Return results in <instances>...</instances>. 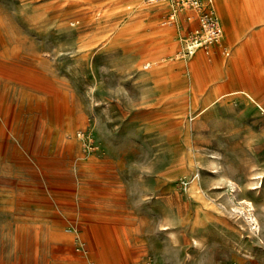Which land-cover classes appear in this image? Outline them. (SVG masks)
Returning a JSON list of instances; mask_svg holds the SVG:
<instances>
[{"label":"rangeland","instance_id":"374dc122","mask_svg":"<svg viewBox=\"0 0 264 264\" xmlns=\"http://www.w3.org/2000/svg\"><path fill=\"white\" fill-rule=\"evenodd\" d=\"M214 1L192 54L174 0H0V264H264V114L209 104L264 24Z\"/></svg>","mask_w":264,"mask_h":264},{"label":"bare ground","instance_id":"6f19581e","mask_svg":"<svg viewBox=\"0 0 264 264\" xmlns=\"http://www.w3.org/2000/svg\"><path fill=\"white\" fill-rule=\"evenodd\" d=\"M219 3L221 5L220 9L222 10L224 8H227V9L230 8V2L228 0H219ZM240 3L241 2H236L233 5L236 10L235 16L242 18L244 15L243 10H247L249 13H251L253 18H256V20H254V23L262 22L264 24V1L263 0H261L260 2L257 1L255 3H250L249 0H246V2L243 3L244 4L243 7ZM204 8H206V2L203 3V6L200 9H204ZM200 9L191 8L189 9V11L191 10L193 11L191 13V12H188V9L186 8H181L179 12L178 9L174 7V10L179 12L178 16L185 14L186 11L187 13H191L192 15L191 14L187 15L188 17H190V19H192L193 16L198 15V13H200ZM215 11L221 23L220 15L218 14L216 8H215ZM258 14H260L259 18H258ZM222 16H223L225 25H228L229 21H231L232 18L227 14H222ZM223 34H224V31L222 27V35ZM232 35L230 34V36ZM186 44H187V49L189 53L195 54L198 51V48L202 43L199 41V39H196L195 37L189 40ZM249 44H251V41L245 39L243 42H241V45L239 46V48H237L236 50H233V54H232L233 56H231L230 58L224 59L223 61L220 62L223 68L225 67L227 68V70L226 69L225 70L230 80L237 81L238 85L235 88H227L226 91H220L216 93L215 96L210 100L209 104L212 103L213 101L221 99L222 97L226 95H236V96L244 97L245 100L251 106L256 107L259 112L264 114V97L259 95L256 91L249 89L247 85L245 84L246 80L255 82V83H260V82L264 83V71H261L263 70L261 56L259 53L251 54V53L245 52V49L248 47L247 45ZM255 45H264V38L260 36V40L257 43H255ZM261 53H262V50H261ZM231 65H234L235 69L229 71Z\"/></svg>","mask_w":264,"mask_h":264},{"label":"built area","instance_id":"2783aa9c","mask_svg":"<svg viewBox=\"0 0 264 264\" xmlns=\"http://www.w3.org/2000/svg\"><path fill=\"white\" fill-rule=\"evenodd\" d=\"M174 2L188 6L192 9H200L203 6V3L206 2V0H174ZM213 2L214 0H207L206 8L200 9V11L207 10V12L200 14L204 31L198 36H195L196 39H199L202 44L203 42H213L219 40L222 36V26L218 15L216 14ZM199 31L200 30H198V32Z\"/></svg>","mask_w":264,"mask_h":264},{"label":"crops","instance_id":"0c3cea01","mask_svg":"<svg viewBox=\"0 0 264 264\" xmlns=\"http://www.w3.org/2000/svg\"><path fill=\"white\" fill-rule=\"evenodd\" d=\"M213 5H214V7L216 8V10H217V6H216V3H215V1L213 2ZM217 12H218V10H217ZM218 14H219V12H218ZM221 23H222V21H221ZM224 27H225V25H224ZM223 31H224V34H225V28H223ZM227 48V47H226ZM226 53H228V52H226Z\"/></svg>","mask_w":264,"mask_h":264}]
</instances>
